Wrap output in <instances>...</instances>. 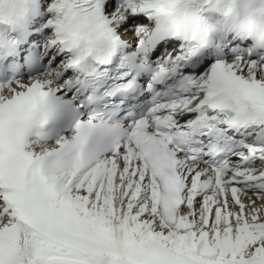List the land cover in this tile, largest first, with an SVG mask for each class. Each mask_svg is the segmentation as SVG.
Returning a JSON list of instances; mask_svg holds the SVG:
<instances>
[{
    "label": "snow or ice",
    "instance_id": "snow-or-ice-1",
    "mask_svg": "<svg viewBox=\"0 0 264 264\" xmlns=\"http://www.w3.org/2000/svg\"><path fill=\"white\" fill-rule=\"evenodd\" d=\"M0 264H264V0H0Z\"/></svg>",
    "mask_w": 264,
    "mask_h": 264
}]
</instances>
